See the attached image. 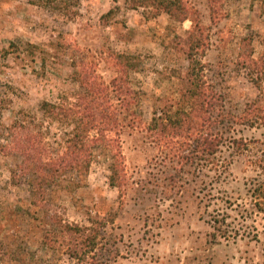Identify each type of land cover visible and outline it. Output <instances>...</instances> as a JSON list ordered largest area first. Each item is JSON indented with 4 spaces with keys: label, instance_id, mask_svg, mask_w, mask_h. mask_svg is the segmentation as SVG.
Returning <instances> with one entry per match:
<instances>
[{
    "label": "rangeland",
    "instance_id": "1",
    "mask_svg": "<svg viewBox=\"0 0 264 264\" xmlns=\"http://www.w3.org/2000/svg\"><path fill=\"white\" fill-rule=\"evenodd\" d=\"M185 2L206 28V80L226 110L242 115L259 99L255 109L264 108V0H225L214 19L209 0ZM191 27L127 0H0V264H79L61 247L53 219L61 215L105 222L97 264H264V109L252 107L247 124L232 126L219 168L162 162L147 130L163 99L178 97ZM118 53L142 59L128 75L141 92V118L118 137L123 185L110 184L114 150L99 147L84 179L68 174L36 207L16 142L33 133L60 154L66 128L43 114L42 102L75 99L83 90L75 68L110 84ZM19 122L25 128L13 127ZM216 216L230 237L213 238Z\"/></svg>",
    "mask_w": 264,
    "mask_h": 264
},
{
    "label": "trees",
    "instance_id": "2",
    "mask_svg": "<svg viewBox=\"0 0 264 264\" xmlns=\"http://www.w3.org/2000/svg\"><path fill=\"white\" fill-rule=\"evenodd\" d=\"M223 1L225 0H209L212 19ZM127 3L132 8H152L156 15L167 13L177 21H192V27L182 39L188 66L178 74V97L163 99V105L154 110L147 130L160 149L162 162L174 161L177 157L184 167L195 166L196 161L200 160L202 166L219 168L221 161L217 153L232 126L247 124L252 107L254 111H262L263 107L255 109L258 108L255 105L259 104L260 99L242 115L226 110L222 95L216 93L206 80L203 57L209 48V36L199 12L185 0H127ZM110 14L111 11L103 15V18L108 19ZM30 47L34 48L35 45L30 44ZM116 58L120 73L110 84L103 83L98 77H90L84 69L75 68L73 79L83 89L75 99L64 97L60 102H42L43 114L66 128L60 154H49L46 144L33 133H27L22 143L16 142L15 145L23 154L18 171L31 175V202L36 207L46 206L49 202V188L65 180L68 174H77L84 179L89 174L94 152L99 147L114 150L110 184L114 187L123 185L125 173L121 167L120 160L123 156L118 137L125 124L133 128L141 118L136 110L141 92L133 88L128 75L139 70L142 59L140 55L131 53H118ZM24 126L20 122L13 125L25 128ZM16 175L17 170H13V178ZM53 219L58 223L61 247L66 254L79 264H97L95 256L105 222L91 219L90 224H80L69 222L62 215ZM213 222L214 239L231 236L228 229L217 225L225 222V218L216 216L213 217ZM216 229L221 231L220 235ZM236 235L239 233L236 232Z\"/></svg>",
    "mask_w": 264,
    "mask_h": 264
}]
</instances>
